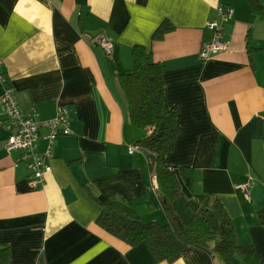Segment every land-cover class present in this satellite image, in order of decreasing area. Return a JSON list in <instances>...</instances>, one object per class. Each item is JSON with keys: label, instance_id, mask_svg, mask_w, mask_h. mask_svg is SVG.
Returning <instances> with one entry per match:
<instances>
[{"label": "crops", "instance_id": "0c3cea01", "mask_svg": "<svg viewBox=\"0 0 264 264\" xmlns=\"http://www.w3.org/2000/svg\"><path fill=\"white\" fill-rule=\"evenodd\" d=\"M220 6L234 9L222 37L229 49L204 57ZM164 22L173 28L155 39ZM135 45L163 64L167 103L179 110L181 133L165 162L193 168L187 195H217L239 242L264 254V10L251 0H0V247L9 264H224L205 246L158 261L146 244L129 245L97 223L99 195L132 204L145 221H168L146 153L129 151L145 132L117 74L134 66ZM8 85L26 116L47 121L64 111L71 119L43 184L7 150ZM47 134L42 127L40 153Z\"/></svg>", "mask_w": 264, "mask_h": 264}, {"label": "trees", "instance_id": "16d2710c", "mask_svg": "<svg viewBox=\"0 0 264 264\" xmlns=\"http://www.w3.org/2000/svg\"><path fill=\"white\" fill-rule=\"evenodd\" d=\"M251 6L256 13L264 10L256 0H251ZM172 28L171 22H164L154 38H161ZM131 51L134 66L117 75L128 100L131 119L145 132L137 146L146 153L148 164L155 171L168 221H145L132 204L99 195L101 211L97 223L129 245L146 244L158 261L175 262L194 246H205L224 264H264V254L253 243L239 242L235 222L217 195H187L185 188L193 190V168H177L165 162L181 133L179 110L167 103L163 64L155 61L144 45H135ZM258 216L264 225V207ZM9 259V249L0 247V264H9Z\"/></svg>", "mask_w": 264, "mask_h": 264}, {"label": "built area", "instance_id": "2783aa9c", "mask_svg": "<svg viewBox=\"0 0 264 264\" xmlns=\"http://www.w3.org/2000/svg\"><path fill=\"white\" fill-rule=\"evenodd\" d=\"M234 16V9L231 7L220 6L218 8V18L209 22V29L215 31L212 40L206 42L203 46V56L208 57L212 52H224L229 49V44L223 40V30L225 24ZM99 44L107 54H112L114 50L113 42L106 37L99 39ZM0 78L6 82L2 74ZM1 101L5 108L6 121L3 125L9 131V140L7 143L8 151H18L19 160L26 163L30 169V179L41 184L44 183L46 174L51 171L48 163L53 157V145L59 135L70 134L71 119L64 111L53 120L41 121L31 116H26L20 106V103L12 86H7L1 96ZM42 127L48 129L45 136L49 148L40 153L38 151V140ZM139 150V146L130 148L133 154ZM252 181H247L241 185L247 195H250Z\"/></svg>", "mask_w": 264, "mask_h": 264}]
</instances>
